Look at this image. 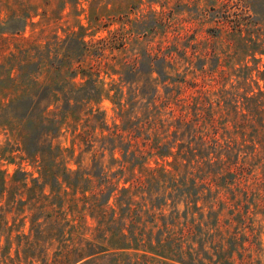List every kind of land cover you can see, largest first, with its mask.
Instances as JSON below:
<instances>
[{
  "label": "trees",
  "instance_id": "16d2710c",
  "mask_svg": "<svg viewBox=\"0 0 264 264\" xmlns=\"http://www.w3.org/2000/svg\"><path fill=\"white\" fill-rule=\"evenodd\" d=\"M39 8L0 0V264H264V0H203V36L161 10L40 41Z\"/></svg>",
  "mask_w": 264,
  "mask_h": 264
},
{
  "label": "rangeland",
  "instance_id": "374dc122",
  "mask_svg": "<svg viewBox=\"0 0 264 264\" xmlns=\"http://www.w3.org/2000/svg\"><path fill=\"white\" fill-rule=\"evenodd\" d=\"M33 3L40 6L39 12L43 8H48V15L42 17L41 14L37 15L36 19L40 20L39 23L35 25H29L26 29V34L31 35L32 38H35L40 41H45L53 37L55 33L65 35L66 32L70 29H79L81 24L85 26H90L89 31L98 30L97 34L107 33V29L103 26L105 22H111L114 20V23L111 24V27L116 26L119 15L124 14L125 17L130 16L132 19L143 18L142 24H155V18L153 12L156 11L160 13L161 10L166 13H170L173 17V21L179 27L184 28L189 32L194 28H198V32L203 36V27L206 23H203V0H68V7L66 8L67 15L63 18H60V9L63 5V0H50L47 3V0H31ZM198 6V7H196ZM173 30H170V37L172 36ZM148 37L152 40L153 44L164 39L167 35H163L162 28L155 32H151ZM203 38V37H202ZM148 40V39H147ZM133 42V41H132ZM198 51L203 52V42L198 46ZM222 63L225 67V73L220 74L219 84L224 82L229 93L225 95H233L242 99L240 96L245 87H252L253 91H257V88L254 84L239 83L242 81V77H236L235 73L239 71V68L235 70V67H239V64L236 63V58L231 56H222ZM199 64L201 60L197 61ZM249 66H253L255 61L248 57ZM260 67H262V61L259 62ZM200 72L198 76V85L203 83V72ZM253 74L256 73L255 70L252 71ZM229 78V79H228ZM238 79V82H237ZM260 83L264 84V80L260 79ZM233 84V85H231ZM197 85V86H198ZM221 86L218 85L215 87L218 90ZM193 87H188V91H192ZM264 89V86H263ZM197 93V92H195ZM102 104L107 107L108 110V119L112 121L113 111V102L109 98H105ZM64 147L70 148L72 146V135L71 130L67 134L60 137ZM4 144V136H0V145ZM69 165L72 168H77L79 149L77 148L75 154L73 155L69 149L65 151ZM90 154L86 155L84 162H87ZM108 159V156H107ZM5 167L12 173L17 167L16 163L8 162L4 160ZM152 163L155 164V160H152ZM261 215H257V218Z\"/></svg>",
  "mask_w": 264,
  "mask_h": 264
}]
</instances>
